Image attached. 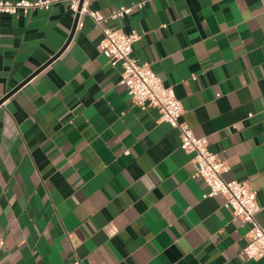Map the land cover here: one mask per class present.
<instances>
[{
	"label": "crops",
	"instance_id": "0c3cea01",
	"mask_svg": "<svg viewBox=\"0 0 264 264\" xmlns=\"http://www.w3.org/2000/svg\"><path fill=\"white\" fill-rule=\"evenodd\" d=\"M120 7L102 26L139 34L132 57L172 87L223 179L255 191L264 226V0L89 4ZM101 37L66 0L0 14V100L39 71L0 105V264H264L238 257L249 225L206 196L177 130L130 102Z\"/></svg>",
	"mask_w": 264,
	"mask_h": 264
},
{
	"label": "built area",
	"instance_id": "2783aa9c",
	"mask_svg": "<svg viewBox=\"0 0 264 264\" xmlns=\"http://www.w3.org/2000/svg\"><path fill=\"white\" fill-rule=\"evenodd\" d=\"M58 0H0V14L14 16L24 15L31 11H48ZM70 12L90 17L94 25L100 29L102 37L98 50L109 55L112 67L118 68L120 79L118 84L125 88L130 102L140 107L154 108L160 120L178 132L179 148L190 156L195 167L194 177H198L208 187L207 197L221 195L224 208L231 211L233 217L242 224H248L246 244L238 257L242 261L264 260V226L259 225L255 216L260 210L256 202V193L245 182L225 181L222 175L227 171V164L215 153L208 150L205 138L193 136L189 126L181 120L182 107L176 99L172 87L163 85L161 79L152 71L148 63H139L132 57L133 45L139 40L135 31L127 34L120 29L103 27L109 18L122 19L131 12L132 7H120L108 17L89 8L91 0H66ZM141 9L142 4H136ZM3 240L0 239V252Z\"/></svg>",
	"mask_w": 264,
	"mask_h": 264
},
{
	"label": "water",
	"instance_id": "95a60500",
	"mask_svg": "<svg viewBox=\"0 0 264 264\" xmlns=\"http://www.w3.org/2000/svg\"><path fill=\"white\" fill-rule=\"evenodd\" d=\"M78 18H79V15L78 14H76L75 15V23H76V21L78 20ZM74 26H75V24H74ZM72 35H73V30L71 31V34H70V36H69V38L67 39V42L65 43V45L63 46V48L61 49V51L62 50H64V48L67 46V44H68V42L70 41V39L72 38ZM60 51V52H61ZM60 52L59 53H57V55H55V57H53V59H51L48 63H47V65L48 64H50L56 57H58L59 56V54H60ZM39 71H36L33 75H31L30 77H29V79H27V80H25L22 84H20L13 92H11L9 95H7L6 97H4L2 100H0V105L11 95V94H13L16 90H18L21 86H23L27 81H29L33 76H35L37 73H38Z\"/></svg>",
	"mask_w": 264,
	"mask_h": 264
}]
</instances>
